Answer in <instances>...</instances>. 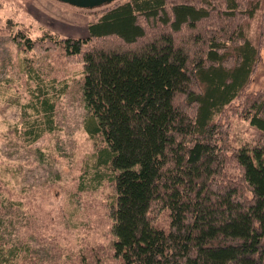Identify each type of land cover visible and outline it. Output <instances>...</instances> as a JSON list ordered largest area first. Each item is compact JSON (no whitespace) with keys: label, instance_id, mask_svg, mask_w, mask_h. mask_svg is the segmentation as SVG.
<instances>
[{"label":"trees","instance_id":"trees-1","mask_svg":"<svg viewBox=\"0 0 264 264\" xmlns=\"http://www.w3.org/2000/svg\"><path fill=\"white\" fill-rule=\"evenodd\" d=\"M104 6L92 11L84 38L45 31L33 39L22 30L13 39L83 67L86 128L102 143L97 178L113 192L114 258L264 264V85L249 91L264 60V0ZM36 85L23 133L30 143L55 128V85ZM237 117L257 132L241 147L231 143ZM10 263L0 248V264Z\"/></svg>","mask_w":264,"mask_h":264},{"label":"rangeland","instance_id":"rangeland-1","mask_svg":"<svg viewBox=\"0 0 264 264\" xmlns=\"http://www.w3.org/2000/svg\"><path fill=\"white\" fill-rule=\"evenodd\" d=\"M96 9L57 0H0V248L10 264H120L111 250V183L97 178L95 165L102 143L86 128L83 67L69 63L62 51H25L13 39L22 30L33 39L45 31L84 38ZM252 78L249 91L260 90L264 60ZM36 80L55 85V128L30 143L23 133L32 119ZM255 136L248 121L233 118V146ZM159 220L168 224L165 215ZM14 248L15 255L9 252Z\"/></svg>","mask_w":264,"mask_h":264},{"label":"water","instance_id":"water-1","mask_svg":"<svg viewBox=\"0 0 264 264\" xmlns=\"http://www.w3.org/2000/svg\"><path fill=\"white\" fill-rule=\"evenodd\" d=\"M78 8L83 9H94L110 3L115 2L116 0H57Z\"/></svg>","mask_w":264,"mask_h":264}]
</instances>
